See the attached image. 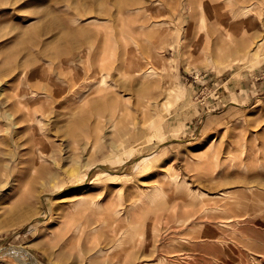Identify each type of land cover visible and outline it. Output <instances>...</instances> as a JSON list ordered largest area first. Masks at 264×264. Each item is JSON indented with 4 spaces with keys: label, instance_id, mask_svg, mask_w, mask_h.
<instances>
[{
    "label": "rangeland",
    "instance_id": "1",
    "mask_svg": "<svg viewBox=\"0 0 264 264\" xmlns=\"http://www.w3.org/2000/svg\"><path fill=\"white\" fill-rule=\"evenodd\" d=\"M192 1L194 18L189 0H0V264L20 245L44 264H264V0ZM218 15L219 59L201 42ZM57 50L78 90L15 95Z\"/></svg>",
    "mask_w": 264,
    "mask_h": 264
},
{
    "label": "bare ground",
    "instance_id": "2",
    "mask_svg": "<svg viewBox=\"0 0 264 264\" xmlns=\"http://www.w3.org/2000/svg\"><path fill=\"white\" fill-rule=\"evenodd\" d=\"M212 2H214V4L216 3V2H218V0H211ZM182 2V1H181ZM241 2V1H240ZM244 2V1H243ZM252 2V1H251ZM193 1L192 0H189V2H188V9H189V16H190V18H194L195 17V8H194V6H193ZM219 3V2H218ZM236 3V2H235ZM254 3V2H253ZM255 4V3H254ZM239 5V4H238ZM162 6V5H161ZM221 6V5H220ZM251 7H253V4L251 5V4H242L241 6H240V10L242 11V13L244 14V15H246L245 17H247L248 15H250V11H251ZM253 8H255V6L253 7ZM252 8V9H253ZM162 9H164V8H162ZM170 11H172V9H171V6H170ZM254 10H256V9H254ZM253 10V12H257L258 13V11H254ZM233 11V10H232ZM162 12H164V11H162ZM233 12H235V11H233ZM232 13V12H231ZM242 13H240V14H242ZM252 13V12H251ZM257 13H255L256 14V16L259 14H257ZM215 15V14H214ZM239 15V14H238ZM183 16H184V10H183ZM205 16H207L206 14H204L203 16H202V18H203V20L205 19ZM217 16V15H216ZM258 16H260V15H258ZM242 17V16H241ZM251 17H254V16H252L251 15ZM250 16L248 17L249 18V20H250V18H251ZM226 18H228V17H226ZM256 18V17H255ZM259 18V17H258ZM257 18V19H258ZM261 18V17H260ZM260 18H259V21H260ZM209 19V18H208ZM252 19V18H251ZM254 19V18H253ZM91 20H93L94 21V19H91ZM210 20V19H209ZM249 20H247V19H243L242 20V24H243V26L244 27H246L247 28V31H248V33H250V28H254V26L253 27H251V24H250V22L251 21H249ZM1 21V20H0ZM211 21V20H210ZM255 21V19L253 20V22ZM253 22H251V23H253ZM256 22V21H255ZM254 22V23H255ZM207 23V22H206ZM211 24H209V26H206L205 25V23L203 22V27H204V25H205V27L203 28V32H204V34H203V37H202V39H201V42L203 43L202 44V46L204 47V50H205V53L206 54H210V52H212V50H214V49H216L217 50V53L215 54V56L219 59L220 58V56L221 55H223V54H220V53H223L222 51H224L223 50V48L225 47V44H223V40L224 39H222V38H224V37H222V35H223V33H227L228 31H231L230 30V28L232 27V23L230 22V21H227L226 19H224V18H222L221 16H219L218 15V17H214V21L213 22H210ZM255 26H257V25H255ZM260 27H261V25H260ZM262 27H264V26H262ZM255 29V31H256V28H254ZM246 30V29H245ZM252 31V30H251ZM254 31V32H255ZM246 32V31H245ZM257 32V31H256ZM259 32H260V30H259ZM244 33V32H243ZM258 33V32H257ZM228 35V34H227ZM226 35V36H227ZM245 35V34H244ZM248 35V34H247ZM234 36V35H233ZM241 36V35H240ZM246 36V35H245ZM0 37H1V33H0ZM228 37V36H227ZM242 37H244L243 36V34H242ZM247 37V36H246ZM246 37H244V39H246ZM237 38H239V37H237ZM248 38H250V44L249 43H247V44H249V46H248V50H252V49H254V47H257V46H260V43L264 40V34H250L249 35V37ZM247 38V39H248ZM227 39V38H226ZM233 39V38H232ZM242 39V38H241ZM246 39V40H247ZM228 40V39H227ZM239 40V39H238ZM226 41V40H225ZM232 41V40H231ZM231 41L228 43L227 42V44H231ZM248 41V40H247ZM238 43V42H237ZM224 45V46H223ZM71 45H69V47H70ZM221 46H223V47H221ZM237 46V45H236ZM85 47H88V49L90 48L89 46H87V45H85V46H83V48H85ZM222 48V51H220L221 50V48ZM238 47H240V46H238ZM78 48H82V47H78ZM77 48V49H78ZM220 48V49H219ZM227 48V45H226V47H225V49ZM236 48V47H235ZM219 49V50H218ZM237 49V48H236ZM236 49H234V50H236ZM240 49V48H239ZM76 50V49H75ZM70 51L67 55L66 54H64L65 52L64 51H61V52H64V53H61V52H59V50H57V51H54L52 54H51V56H50V61H51V65H50V67H48L49 65H47V72L45 73H42V72H39V71H37L36 73H34L33 74V76H35V77H39L38 79H35L34 81H32V82H29L28 81V83H27V85H26V87L24 88V89H20V88H18V89H16V90H14V88L13 87H11L10 85H9V87H10V89H12V90H14L15 91V95H18V94H22V93H29V92H32V93H38V92H40V93H44L45 94V98H46V103H51V102H54V101H58V99L61 97H66L67 96V94L69 93V92H72V91H77L78 90V88H79V85H78V79L80 78V76L79 75H77V64H76V62H75V59L76 58H74V56L76 55V51ZM227 50V49H226ZM247 50V51H248ZM259 50V49H258ZM219 51H220V53H219ZM224 52H227V51H224ZM235 53H236V51H234ZM67 53V52H66ZM229 53V52H228ZM233 53V52H232ZM231 53V54H232ZM234 53V54H235ZM238 53H239V51H238ZM60 54L62 55V54H64V55H66L65 57H62V58H60ZM259 54V53H258ZM63 55V56H64ZM238 55V54H237ZM244 55V54H243ZM228 56V55H227ZM226 56V57H227ZM240 56V55H239ZM222 57V56H221ZM242 57V56H241ZM84 58H86V57H84ZM224 58V57H223ZM2 59V58H1ZM0 59V90L1 91H4L5 89H7V87H8V84L10 83V80L8 79V77H7V75L8 76H10V74H11V68H9L8 66H4V65H6V64H2L1 63V61H3V60H1ZM4 59V58H3ZM241 59V58H240ZM86 60V59H85ZM117 60V59H116ZM5 61V60H4ZM59 61H60V63H59ZM92 61V60H91ZM119 61H120V59H119ZM92 63V62H91ZM111 63V62H110ZM109 63V64H110ZM57 64H60V65H57ZM101 65V64H100ZM99 65V66H100ZM80 66V65H79ZM98 66V67H99ZM105 66V65H104ZM115 66H118V65H114V66H112V64H111V67H114L115 68ZM82 67V66H81ZM83 67H85V66H83ZM111 67L109 68V66L107 67V65L104 67V69L105 70H103V72H104V74H102L103 76H102V80H103V83L105 84V83H107L106 81H107V78H105V71H107L106 70V68H108V69H111ZM56 68V69H55ZM96 67L94 66V68H93V70L95 69ZM98 70H99V68H97ZM96 69V70H97ZM116 69H120V68H116ZM84 70H85V68H84ZM90 70V69H89ZM112 70V69H111ZM110 70V71H111ZM118 70H116V71H118ZM136 70H138V69H136ZM140 70V69H139ZM83 71V70H82ZM109 71V70H108ZM107 71V72H108ZM109 71V72H110ZM86 72H88V71H86ZM136 72V71H135ZM138 72V77H146V76H150L151 75V70L147 67V68H145V69H143V70H141L140 72L139 71H137ZM57 74V73H59L58 75H57V78L56 79H53L52 78V74L54 75V74ZM81 73V72H80ZM62 74H65L64 75V77L63 76H61ZM86 74H88V73H86ZM108 75V74H107ZM137 75V74H136ZM33 76L31 75V77L30 78H33ZM88 76H90V75H88ZM29 77L27 78V79H29ZM12 77H10V79H11ZM82 78H83V75H82ZM86 78H87V76H86ZM85 82V81H84ZM88 82V81H87ZM86 83V82H85ZM1 84H2V88H1ZM84 84V83H83ZM82 84V85H83ZM12 85V84H11ZM81 85V86H82ZM159 94L156 92V91H150V94L148 95V98H146L145 100L146 101H148V100H154V105H155V102L157 103V100L158 99H156L157 98V96H158ZM40 101H42L43 99H39ZM61 100V99H60ZM152 100V101H153ZM152 101H149L148 102V104H150V106H151V102ZM49 105V104H48ZM37 121H40L39 120V118L37 119ZM123 142V141H122ZM118 145H119V143H118ZM117 148H119V147H117ZM140 156H142V154L140 155ZM134 162V161H133ZM264 189V188H263ZM264 196V195H263ZM263 198V197H262ZM264 202V201H263ZM255 205V208H256V206H257V204H254ZM260 205H262V204H260ZM260 205H258L257 206V208L260 206ZM262 207H264V206H262ZM254 208V207H253ZM261 208V207H260ZM250 209V208H249ZM259 209V208H258ZM252 209H250V211H251ZM253 211V213H255L254 212V209L252 210ZM262 212H263V210H262ZM198 214V213H197ZM186 215V216H185ZM185 215H183V218H184V220H185V218L186 219H188L187 217H190V216H193V214L192 213H187V214H185ZM198 216V215H197ZM254 216H256V215H254ZM193 217H195V216H193ZM193 217H191V218H193ZM196 218V217H195ZM197 218H199V217H197ZM190 219V218H189ZM184 220H182V221H184ZM180 222H181V220H179ZM194 221V220H193ZM83 230V229H82ZM16 247V249L15 250H17V252H18V254H19V256H18V260H19V262H20V264H44L42 261H40V260H38L35 256H34V254H32L27 248H25L24 246H15ZM13 249V248H12ZM103 251H104V249H103V247H101V246H98V244H97V247L94 249V251H93V253H95V254H102L103 255ZM138 252V255L136 256V260H138V261H136V260H134V261H129L127 264H145V263H148L147 261H149L148 259H146L147 257H149L150 256V253H148L147 251H141V250H138L137 251ZM13 254V253H12ZM141 254H142V256H141ZM145 256V257H144ZM176 257V256H175ZM143 258V259H142ZM115 263H117V262H115ZM95 264H110V261L108 260V259H103V260H100L99 262L98 261H96L95 262Z\"/></svg>",
    "mask_w": 264,
    "mask_h": 264
}]
</instances>
